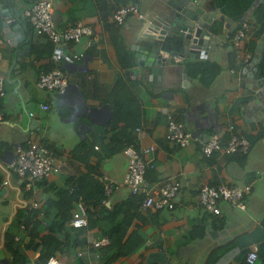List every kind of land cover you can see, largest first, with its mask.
Instances as JSON below:
<instances>
[{
    "label": "crops",
    "instance_id": "1",
    "mask_svg": "<svg viewBox=\"0 0 264 264\" xmlns=\"http://www.w3.org/2000/svg\"><path fill=\"white\" fill-rule=\"evenodd\" d=\"M11 1L18 5L27 41L13 47L0 32V75L5 90L0 98L4 111L0 180H9L0 188V264H40L45 254L64 264H142L155 250L167 257L152 264H206L210 257H214L211 264H248L245 256L254 248V264H264V118L257 121L250 105L245 108L253 97L249 77L253 70L248 67L252 59L246 62L234 54L232 37L240 23L232 26L229 35H220L224 20L215 18V41L206 56L194 61L170 54L166 41L160 40L167 62L156 87L149 85L148 68L136 75L127 71L138 66L133 46L144 28L159 24L167 0H52L51 17L57 28L76 21L93 28L92 34L78 41L60 43L67 56L84 54L77 59L53 58L56 45L37 34L24 14L35 0ZM130 2L137 4L141 16L129 13L122 23L115 22L113 11ZM251 11L244 20L249 21ZM249 25L244 48L254 53L263 33L258 36V26ZM26 44L29 54L14 61L17 48ZM202 61L219 65L213 78L209 79L212 73L207 71L206 75L195 73ZM52 67L68 77L64 92L36 85L39 71ZM43 103L49 107L43 109ZM169 115L198 139L187 146L167 139ZM229 124L250 140L248 153L215 151L205 156L202 142L218 133L224 143ZM28 140L45 145L60 169L37 179L30 188L11 165L15 144ZM128 143L136 148L155 145L145 178L180 182L173 208H143V196L138 201L122 184L126 170L122 148ZM100 174L119 183L109 195L97 179ZM203 184L250 185V189L243 196V208L222 202L221 213L215 215L199 205L197 194ZM96 187L103 189L104 205L93 200ZM79 197L86 202L88 218L87 226L78 230L85 241L80 247L72 245L74 230L69 224ZM115 220H123L122 241L130 239L125 246L128 253L118 256L116 248L109 247V228ZM50 226L55 230L50 231ZM93 233L107 242L93 246ZM49 234L53 240L45 247Z\"/></svg>",
    "mask_w": 264,
    "mask_h": 264
},
{
    "label": "built area",
    "instance_id": "2",
    "mask_svg": "<svg viewBox=\"0 0 264 264\" xmlns=\"http://www.w3.org/2000/svg\"><path fill=\"white\" fill-rule=\"evenodd\" d=\"M53 11L52 0H35L25 10L24 14L34 31L39 35H44L51 43L56 45L53 58L73 59L84 57L82 52L72 53L70 56L64 54L59 45L62 42H75L82 36L90 35L93 28L83 21H76L74 24L59 29L53 23L51 14ZM129 13L141 16L138 6L135 3H127L116 8L112 13V18L117 23H122ZM250 28L246 20L240 22L232 37L234 54L237 58H242L246 62L252 59L253 53L244 48V40ZM2 38L0 37V42ZM1 60V54H0ZM0 62V71L2 70ZM69 84L67 75L59 68L52 67L41 69L38 73L36 85L44 90H56L64 92ZM5 94L3 79L0 75V98ZM43 109H47V103L41 104ZM30 111L29 115L33 116ZM4 119V111L0 106V121ZM137 132L140 128H137ZM229 137L222 143L218 133L210 135L202 142L201 152L205 156H210L217 151L226 154L245 155L251 148L248 138L238 133L233 124L228 125ZM166 138L175 141L180 146H187L198 139V136L187 130L184 124L168 116ZM155 150V145L136 148L133 143H129L122 148V154L126 158V170L122 179V184L126 185L131 194L142 195V207H152L155 209L173 208L180 188L179 181L161 180L150 182L145 178L146 169L151 161L150 154ZM12 167L24 180L25 187L30 188L37 179L52 173L59 172V165L53 160L49 149L36 140H28L26 143L17 142L15 144V157L11 161ZM97 179L103 183L105 194L109 195L119 183L106 174L97 175ZM8 179L0 180V188L8 184ZM250 189V185L230 186L227 184L208 185L203 184L198 190V200L201 209L218 215L221 213V203L226 202L233 206L243 208V196ZM104 200V199H103ZM86 204L82 197L76 201V206L72 211L69 224L75 228L86 227L88 224ZM24 228V225H23ZM91 243L93 246H100L107 242V238L93 233ZM248 264H254L257 259V248L250 250L245 256ZM43 264H64L58 257L50 256Z\"/></svg>",
    "mask_w": 264,
    "mask_h": 264
},
{
    "label": "water",
    "instance_id": "3",
    "mask_svg": "<svg viewBox=\"0 0 264 264\" xmlns=\"http://www.w3.org/2000/svg\"><path fill=\"white\" fill-rule=\"evenodd\" d=\"M262 0H254L251 10ZM248 10V11H249ZM2 21L1 34L8 40L11 46L17 47L19 43L26 40L25 23L21 18L18 5L12 4L11 0L1 2ZM224 20L223 27L218 30L220 35L230 34L232 26L237 27L239 22L231 17L222 14L219 9L208 6V0H167L163 9L159 24H152L144 28L139 37V43L133 46L135 58L138 66L127 72L136 75L142 73L144 68H148L150 73L148 78L150 86H160L162 71L167 62L160 52L162 42L169 48V53L178 55L185 61H194L196 58L206 56L211 44L215 41L214 19ZM245 19V16L242 18ZM12 32H14L12 34ZM216 33V34H217ZM167 37L172 39L168 40ZM264 47V33L258 40L253 58L248 67L253 70L251 74L252 99L245 105L250 111H255L257 121L264 118V75L257 74V67L254 66L260 57ZM29 54V45L17 48L14 61H20L22 56ZM16 67L19 63H16ZM130 77V76H129ZM159 82V83H158ZM30 128H33L30 123ZM167 255L163 251H150L142 264H152L155 261L164 262Z\"/></svg>",
    "mask_w": 264,
    "mask_h": 264
},
{
    "label": "trees",
    "instance_id": "4",
    "mask_svg": "<svg viewBox=\"0 0 264 264\" xmlns=\"http://www.w3.org/2000/svg\"><path fill=\"white\" fill-rule=\"evenodd\" d=\"M1 1V0H0ZM253 1L254 0H209L208 1V6L209 7H218L221 9V11L226 14L227 16L233 18L235 21L237 22H241L243 21V16L245 15V13L249 10V8L253 5ZM104 21H106V19H104ZM248 23L254 25V26H258V30H257V35L260 36L262 33H264V0L259 2L257 5H255L252 8L251 11V15H250V19L249 21H247ZM106 25H108L106 23ZM258 66V71L257 74L258 75H264V47L261 53V57L257 63ZM45 69H49V68H45ZM204 71V72H203ZM206 71L207 73H212V74H208L209 79L213 78V76H215L217 74V72L219 71V65L215 62H210V61H202L198 67L195 69V73H201L206 75ZM116 115V112H115ZM264 135V132L262 133ZM129 144V143H128ZM78 191V190H77ZM77 191H75L73 193V195L77 196ZM95 192L97 193L96 198L93 200H96L100 203H102L104 205L103 199H105V195L103 193V189L96 187ZM133 196H138L137 200L140 201L141 197L139 195L136 194H132ZM77 199V198H76ZM86 199V198H85ZM88 203H90L91 205H94L96 203L93 201H89V200H85ZM86 203V202H85ZM91 208L93 209V207L91 206ZM118 210V207H116L114 209V212L116 213ZM60 222H57V224ZM53 226H56V223L53 222L51 223ZM24 228L26 227V224H24ZM72 230H74V236L73 238H71L72 240V245L78 246L80 247L81 245L84 244V238L83 236H81V234L79 233V228H75L72 227ZM109 240H110V245L109 247H113L116 248V254L115 256L121 255V254H125L128 253V249L125 248L126 244L130 241L129 238H127L126 240L122 241V235H123V230H124V226H123V220H115L112 222L111 227L109 228ZM50 231H54L55 227L50 226L49 227ZM58 230H56L55 232H57ZM31 232H33V230L31 229ZM53 240V237L49 234L45 237V243L44 246L48 247V244ZM47 243V244H46ZM43 246V247H44ZM44 256V255H43ZM49 256L47 254H45L44 259H42L40 261V264H43L46 259ZM214 260V257H210L207 261L206 264H211L212 261Z\"/></svg>",
    "mask_w": 264,
    "mask_h": 264
}]
</instances>
